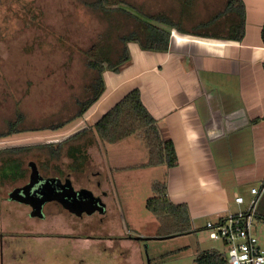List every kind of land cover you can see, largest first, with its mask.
<instances>
[{
    "label": "rangeland",
    "instance_id": "rangeland-1",
    "mask_svg": "<svg viewBox=\"0 0 264 264\" xmlns=\"http://www.w3.org/2000/svg\"><path fill=\"white\" fill-rule=\"evenodd\" d=\"M121 1L135 7L130 9L132 13L178 18L177 0ZM224 4L225 0H195L193 15L184 21V28H195ZM132 30L135 24L131 20L121 15L103 18L89 11L81 0H0V134L6 130L7 121L15 119L17 109L24 116L21 128L25 130L0 137V150L34 148L86 128L82 118L71 121L79 110L78 102L89 96L87 87L97 75L88 68L81 51L88 50L102 34L119 50L118 35ZM61 122H66L64 128L54 132L51 127ZM33 148L11 154L15 160L0 166V181H5V171L10 174L8 181L0 182L4 185L0 187V264H195L200 251L226 252L221 242L210 239L206 223L195 233L158 239V221L146 208L147 187L139 183L140 178L128 174L125 178L115 176L117 207L111 204L110 213L61 218L56 224L33 220L29 217L31 207L9 200V193L29 183L32 164L42 177L52 170L61 172L49 159L43 160V149ZM129 156L132 162L139 158L136 152ZM62 162L66 164L68 159L64 157ZM23 173L29 181L21 182ZM263 182L244 188L242 204L233 214L247 211L250 190L260 189ZM258 211L264 212V195ZM253 234L264 246V215L256 219ZM118 235L146 240L128 242L130 246Z\"/></svg>",
    "mask_w": 264,
    "mask_h": 264
},
{
    "label": "crops",
    "instance_id": "crops-1",
    "mask_svg": "<svg viewBox=\"0 0 264 264\" xmlns=\"http://www.w3.org/2000/svg\"><path fill=\"white\" fill-rule=\"evenodd\" d=\"M242 1L246 24L241 41L196 36L190 34L193 28H184L189 33L171 31L165 53L130 43V61L118 72L104 73L105 93L82 117L86 128L44 144L43 160L49 159L61 171L52 170L44 178L70 181L74 190L100 198L105 210L93 214L110 213L111 204L116 209V174L140 178L148 190L147 200L153 195L152 184L165 181L168 199L187 206L196 231L204 228L203 223L233 214L242 204L235 199L246 193L244 188L264 179V0ZM135 89L162 138L173 143L176 167L143 166L148 150L138 135L103 144L95 132L100 118ZM61 143L65 145L58 157L54 154ZM135 152L139 158L132 162L129 155ZM44 215L29 213L33 220L54 224L61 218L81 217L55 201L45 205ZM119 237L127 244L138 241Z\"/></svg>",
    "mask_w": 264,
    "mask_h": 264
},
{
    "label": "trees",
    "instance_id": "trees-1",
    "mask_svg": "<svg viewBox=\"0 0 264 264\" xmlns=\"http://www.w3.org/2000/svg\"><path fill=\"white\" fill-rule=\"evenodd\" d=\"M195 0H177L179 8L178 18L174 19L165 14H144L142 12L132 13L135 7L121 0H81V2L94 14L103 18H112L114 15H121L135 24V30L118 35V42L121 44L119 50L108 42L107 35L102 34L99 40L92 44L88 50H82L87 60V66L96 72V77L87 87L89 96L84 101L78 102L79 110L74 119L82 118L87 111L94 106L103 96L106 90L104 73L107 71L118 72L130 61L128 45L136 43L141 49L152 52L165 53L169 49L171 31L184 32V21L190 19L194 10ZM131 9V10H130ZM246 10L242 0H225L222 10L215 14L211 20L199 23L190 34L215 38L222 40L241 41L245 35ZM184 33H189L185 31ZM227 35L223 37L222 34ZM115 55V56H114ZM24 122L23 114L17 109L15 119L6 123V130L0 137L7 138L12 135L23 133L21 128ZM66 122L54 125L53 130L64 127ZM94 130L103 144H116L134 135L142 137L148 150V159L143 166L173 168L178 165L175 147L171 141L162 138L157 126V121L150 114L141 100V93L135 89L128 93L111 110L104 114L95 124ZM86 134V130L84 131ZM83 133V134H84ZM80 134V133H79ZM77 134V135H79ZM76 136V135H75ZM64 143L56 149L55 156L60 155ZM45 145L36 147H13L0 150L1 165L15 160L10 157L13 153H23L29 149H44ZM9 170L4 172L3 179L8 181ZM29 176L23 173L20 176L21 182L28 180ZM0 181V182H5ZM1 185L0 187H3ZM153 195L146 201V208L150 211L159 223L157 236L169 237L195 233L192 219L187 206L174 205L167 197V185L165 181H156L152 184ZM264 212L259 211L257 219L262 218ZM195 264H228L225 252L218 250L200 251L195 259Z\"/></svg>",
    "mask_w": 264,
    "mask_h": 264
},
{
    "label": "built area",
    "instance_id": "built-area-1",
    "mask_svg": "<svg viewBox=\"0 0 264 264\" xmlns=\"http://www.w3.org/2000/svg\"><path fill=\"white\" fill-rule=\"evenodd\" d=\"M263 194L264 182L260 189H251L253 199L247 211L230 214L224 219L206 224L210 239L224 245L228 264H264V246L253 234ZM235 201L242 203V198L237 197Z\"/></svg>",
    "mask_w": 264,
    "mask_h": 264
},
{
    "label": "water",
    "instance_id": "water-1",
    "mask_svg": "<svg viewBox=\"0 0 264 264\" xmlns=\"http://www.w3.org/2000/svg\"><path fill=\"white\" fill-rule=\"evenodd\" d=\"M33 175L24 187L15 189L9 194L11 200L29 205L32 209L31 216L44 218V207L50 202H58L71 213L82 216L91 215L94 212H103L105 206L100 198L95 197L88 191H76L70 181L63 183L57 178H44L39 175L37 167L32 164ZM169 237H157L166 239ZM136 240H146L135 238Z\"/></svg>",
    "mask_w": 264,
    "mask_h": 264
}]
</instances>
